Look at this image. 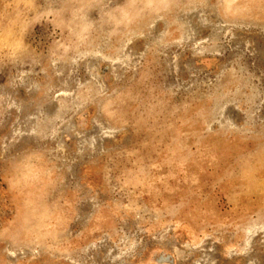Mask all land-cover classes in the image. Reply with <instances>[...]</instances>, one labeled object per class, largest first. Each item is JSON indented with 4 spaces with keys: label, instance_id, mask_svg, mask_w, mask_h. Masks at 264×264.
Segmentation results:
<instances>
[{
    "label": "rangeland",
    "instance_id": "obj_1",
    "mask_svg": "<svg viewBox=\"0 0 264 264\" xmlns=\"http://www.w3.org/2000/svg\"><path fill=\"white\" fill-rule=\"evenodd\" d=\"M0 264H264V0H0Z\"/></svg>",
    "mask_w": 264,
    "mask_h": 264
}]
</instances>
